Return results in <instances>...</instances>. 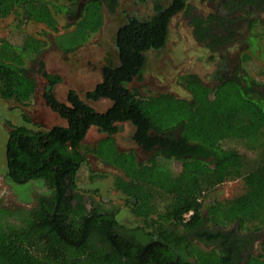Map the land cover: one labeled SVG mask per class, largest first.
Segmentation results:
<instances>
[{
	"label": "trees",
	"instance_id": "1",
	"mask_svg": "<svg viewBox=\"0 0 264 264\" xmlns=\"http://www.w3.org/2000/svg\"><path fill=\"white\" fill-rule=\"evenodd\" d=\"M140 1L151 4L149 15L127 18L117 28L116 60L107 57L100 81L83 97L70 89L66 102L58 101L54 87L61 77L46 72L39 62L45 103L66 125L42 130L10 124L5 182L38 181L45 192L18 216V224L7 230L0 226V264H264V238L258 253L235 260L233 241L219 231L213 233L230 226L239 233H264V79L257 80L238 64L231 76L213 86L195 74L180 75L187 98L170 93L143 96L128 87L142 81L146 53L165 46L175 15L182 13L194 39L219 55L237 43L240 22L250 11L264 9V0H198L218 7L206 14L195 12L190 0ZM117 4V0H0V19L14 16L17 26L43 24L51 35L49 41L46 34H23L19 43L0 38V98L26 104L36 87L30 68L41 52L50 43L62 57L78 51L101 28L104 11L113 12ZM59 14L74 15L62 32ZM262 24L264 20L256 17L247 20L241 63L264 57ZM101 99L110 102L102 111L89 103ZM124 122L133 127V143L148 154L144 162L134 149L118 148L114 135ZM91 127L103 136L83 150L81 143ZM239 149L251 155L238 154L227 163ZM85 152L117 171L112 186L139 224L119 225L115 208L86 210L78 187ZM173 163L179 164L178 170ZM102 177L89 175L90 181ZM237 178L244 187L240 194L204 200L221 182ZM165 225L190 231L205 227L187 246L194 263L173 253L170 246L177 248L179 241ZM138 229L146 241H138ZM220 235L219 245L213 237ZM196 238L212 249L198 247L192 241Z\"/></svg>",
	"mask_w": 264,
	"mask_h": 264
},
{
	"label": "rangeland",
	"instance_id": "2",
	"mask_svg": "<svg viewBox=\"0 0 264 264\" xmlns=\"http://www.w3.org/2000/svg\"><path fill=\"white\" fill-rule=\"evenodd\" d=\"M117 1L118 4L113 12L104 11L101 28L78 51L62 57L61 53L50 43L41 52L30 68V74L35 79L36 87L32 98L26 104H19L0 98V198L5 202H10L15 206L31 207L35 203L36 196L45 192L42 183L38 181L22 185H11L5 182V141L10 124L16 126L25 125L33 129L42 130L55 125H66V122L45 103L43 98L45 79L41 74L39 62L41 63V68L46 72L58 74L61 77V81L54 87V94L58 101L66 102V94L70 89L74 90L80 97H83L87 90L92 89L100 81V67L104 64L107 57H111L114 62L116 60L115 34L117 28L127 18L142 19L148 16L151 11V4L147 1ZM189 4L195 12L201 14L218 9L214 3L200 2L198 0H190ZM250 13V16L244 15L245 19H242L240 26H238L240 33L238 34L237 43L225 48L219 55L218 52H210L194 39L191 28L182 13L175 15L169 24V35L165 46L159 50L146 53L142 81H133L128 87L137 88L143 96L170 93L178 97L187 98L188 94L178 80L180 75L195 74L206 85L213 86L220 78L231 76L238 64H242L257 80H263L264 57H252L251 61L247 63H241L240 60L241 54L246 49L247 20L252 17L259 18L260 21L264 20V9L255 10L254 12L250 11ZM69 14L57 15L59 32H62L64 30L63 27L73 20L72 17L74 15L70 16ZM237 14L235 13L234 15ZM46 31L47 28L43 24L34 22H24L17 26L14 16L0 19V38L9 39L14 43H19L23 34L39 37L46 34V38L50 41L51 35H48ZM89 103L99 111L110 105V102L106 99ZM25 119H27L28 123H25ZM119 126V131L114 135L118 148L134 149L138 160L144 162L148 154L133 143L131 139L133 127L127 122L120 123ZM102 136L103 134L97 128H89L81 143L82 149H87ZM238 154L251 155L249 152L239 149L233 157L227 160V163L234 161ZM172 166L175 170L179 169L178 163H173ZM90 173L104 174L105 177L90 181ZM115 173H117L116 170L101 163L91 153L85 152V162L81 166L78 175L80 194L93 197L108 206H113L118 212L115 218L119 223L137 225L138 219L130 214L128 209L124 208L125 203L121 195L112 186V179ZM243 189L241 179L225 180L213 190H210L204 200L209 202L215 199L232 198L240 194ZM261 235L264 238V233H261L260 237ZM254 248L258 251L259 244L255 243Z\"/></svg>",
	"mask_w": 264,
	"mask_h": 264
},
{
	"label": "flooded vegetation",
	"instance_id": "3",
	"mask_svg": "<svg viewBox=\"0 0 264 264\" xmlns=\"http://www.w3.org/2000/svg\"><path fill=\"white\" fill-rule=\"evenodd\" d=\"M82 198H83V201L85 202L86 210L89 212L92 210V208H99V209L114 208L113 206H108L106 204L99 202L98 200L94 199L93 197L91 198L89 196H85V195L83 196L82 195ZM32 207L33 206H31V207H23V206H18V205L15 206L14 204H11L10 202H5L3 199L0 198V210L7 212V213H0V226L7 230V227L10 224H18L19 223V220L17 219L18 216H21V217L24 216L23 212L32 208ZM124 208H125V204H124ZM19 209L22 210V211H20L21 214H19V213L14 214L13 213ZM114 211H115V213H118L116 211V209ZM191 214H192V211L188 214L185 213L184 219H188L191 216ZM119 225H122V224L119 223ZM123 225H125V224H123ZM165 227L164 228L167 230V232L170 233V236H172L174 239H177L179 241V243L177 244V248L174 247V245L170 246L172 249H174V250H172L173 253L174 254L177 253L176 256L181 254L185 257V260L187 262L194 263V258L191 257L189 254H187V250H188L187 246H188L189 242L191 241V239L195 238L194 233L196 234L198 229H205V227L203 225H198L194 229H192V231L186 230V229H180V227L171 226V225H165ZM118 230L122 231L119 228H118ZM213 231H214L213 232L214 234L215 233L219 234V232L221 234H225L226 236H228L231 239V241H233L231 248H233L232 255H233L235 260L238 259L239 256L245 257V256H247V254L258 253L257 249L254 248L255 243L259 244L263 239L262 235L260 237V234L263 233L262 231L239 233L237 231V229L233 230V226L227 227L225 229L224 228H218V229H215ZM217 231H219V232L217 233ZM120 233H125V232L122 231ZM135 234L138 235L137 236L138 241H142V240L146 241L145 235H143L142 231H140L139 229L137 230V232ZM213 238H214V242L220 245V241H222L221 235L218 238H216L215 236ZM238 240H239V242H238ZM192 241L200 248L207 249V250L212 249L211 248L212 245L210 243H209V245H211V246H209L206 242H204L198 238H196ZM100 245L101 244L98 243V246H100Z\"/></svg>",
	"mask_w": 264,
	"mask_h": 264
},
{
	"label": "built area",
	"instance_id": "4",
	"mask_svg": "<svg viewBox=\"0 0 264 264\" xmlns=\"http://www.w3.org/2000/svg\"><path fill=\"white\" fill-rule=\"evenodd\" d=\"M188 213H190V212H188ZM188 213H187V214H188Z\"/></svg>",
	"mask_w": 264,
	"mask_h": 264
}]
</instances>
